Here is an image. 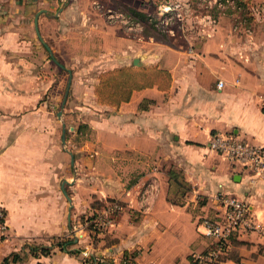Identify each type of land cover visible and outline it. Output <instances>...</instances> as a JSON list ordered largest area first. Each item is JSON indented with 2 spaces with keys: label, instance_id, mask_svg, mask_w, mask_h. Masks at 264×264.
<instances>
[{
  "label": "crops",
  "instance_id": "0c3cea01",
  "mask_svg": "<svg viewBox=\"0 0 264 264\" xmlns=\"http://www.w3.org/2000/svg\"><path fill=\"white\" fill-rule=\"evenodd\" d=\"M0 2V204L10 234L0 246V264L12 252L69 237L93 209L91 196L124 201L127 184L154 176L158 190L149 208L122 211L110 231L97 234L95 247L74 237L70 249L81 253L55 247L48 256L28 253L25 264H93L88 252L122 264L126 251L138 252L136 264H192L190 258L211 247L198 225L221 213L220 193L244 200L264 224V180L252 184L248 171L211 144L222 132L264 146V40L218 22L197 43L187 37L172 46L143 43L142 58L134 55V33L107 11L120 7L115 11L131 15L129 7L144 11L145 0ZM36 17L51 51L37 34ZM55 66L73 72L72 88L96 136L85 146L97 157L77 160L75 167L79 174H98L92 183L71 181V151L53 116ZM133 66L166 70L170 85L134 90L118 105L101 101V75ZM233 239L219 264H264V236Z\"/></svg>",
  "mask_w": 264,
  "mask_h": 264
},
{
  "label": "rangeland",
  "instance_id": "374dc122",
  "mask_svg": "<svg viewBox=\"0 0 264 264\" xmlns=\"http://www.w3.org/2000/svg\"><path fill=\"white\" fill-rule=\"evenodd\" d=\"M145 1V8H143L145 12L129 7V11L132 14L129 25L131 26V22H133V29L127 27L128 30L134 33L136 42L139 44L138 49L134 51V55H139L142 58H146V46L143 47V43H145V45L148 42V44L151 45L164 43L172 46L175 43H179L182 37H187L197 43L209 37V33L212 32V27L218 22L230 24L236 29V32H239L244 36L245 34L252 33L258 41L264 40V0H243L247 3L246 6L243 5V1L241 0ZM239 1L241 2L238 3ZM62 2L66 3V0H62ZM162 4L170 5L172 10L162 14V11L160 10V6ZM118 8L115 7V9L113 8L112 10H116ZM123 8H126L125 5H123ZM166 19L169 21L168 24L165 22ZM57 69L58 68L55 66V75L52 87V90H54V98H52L54 101L53 116L55 120L58 121L59 129L57 131L60 135L63 133L65 127L66 143L64 144V147L70 150L74 155V163H72L71 166L73 179L71 181L74 184V178L77 179L78 177H86L88 178V181L90 180L92 183L95 182L94 178L98 174L94 175V173H90V171H88V174H79V171L76 170V168H79V166L76 167V162L77 160H87L88 162L89 160L94 161L98 155L95 153L96 150H94L92 146H85V144H87V142H94L96 140V136L94 130L88 123L85 122L86 116L84 110L80 108L82 104L81 95L76 88H72L73 72L72 84L68 92L66 104L63 108L62 115L60 117L58 116V112L62 109V103L67 91L69 72L68 70L57 72ZM44 99H47V94L44 95ZM85 167L88 169L90 166L86 164ZM93 176L94 178H92ZM83 181L84 180H82V182ZM88 184H90V182H88ZM128 185L129 184H127L125 189L135 186V184H131L132 186L129 185L130 187ZM107 199H109V197L98 199L97 196V199H95L94 196H91L93 209L90 213L88 212L87 214H84V218L81 219L82 223L80 222V226L75 228L74 225L68 236L78 237L79 239H82L83 237L88 238V242L95 247L98 243L97 233L99 234L110 231V229L116 224L118 216L120 215V213L116 214L114 225L102 228L98 232L96 231L97 228L94 225L96 223V219L94 220L93 217L95 216V213L99 214L103 205L107 202ZM95 201H98L97 203H99L97 206L98 210L94 207ZM128 209L130 210L127 206L122 211ZM135 213L141 212L135 211ZM91 225L94 228H92ZM69 237H65V239ZM207 239L209 240V243H212V239ZM68 248L70 249L71 246ZM228 254L229 251L226 255H221L220 259L223 260ZM110 261L112 263V260Z\"/></svg>",
  "mask_w": 264,
  "mask_h": 264
},
{
  "label": "built area",
  "instance_id": "2783aa9c",
  "mask_svg": "<svg viewBox=\"0 0 264 264\" xmlns=\"http://www.w3.org/2000/svg\"><path fill=\"white\" fill-rule=\"evenodd\" d=\"M160 10L164 14L171 11L172 7L162 4ZM107 13L110 18L123 19L127 27L133 29V22H131V26L129 25L132 14L126 16L123 12L112 9H109ZM1 14H3V5L0 2ZM165 22L168 24V19ZM223 84L220 81L219 87H222ZM211 142L212 147L220 152L232 165L248 171L252 184H256L259 180H264V146L256 145L238 139L232 134L222 132L214 134ZM157 190L158 186L155 176L143 184H137L129 188L126 191V200L117 199L118 201L116 202H106L96 219L97 225L101 228L114 225L116 214L121 213L127 206L134 212L146 211L149 208L148 204L151 197L156 194ZM216 200L218 205L221 206V213L214 217L201 218L198 225L200 233L213 240L211 247L206 252L196 256L200 262L205 264L220 263V256L228 253L230 238L234 235L256 232L264 236V224L257 220L250 206L244 200L223 193L218 194ZM9 238L7 214L4 207L0 204V246L7 242ZM86 255L93 258L89 252ZM96 259L98 258L96 257Z\"/></svg>",
  "mask_w": 264,
  "mask_h": 264
},
{
  "label": "trees",
  "instance_id": "16d2710c",
  "mask_svg": "<svg viewBox=\"0 0 264 264\" xmlns=\"http://www.w3.org/2000/svg\"><path fill=\"white\" fill-rule=\"evenodd\" d=\"M243 1V0H241ZM239 1L238 3H240ZM243 5H247L243 1ZM62 71H64L62 69ZM171 76L170 74L163 69L158 68H136V67H121L115 68L114 70H109L104 72L100 77V84L97 87V94L101 101L111 103V104H120L122 101H128L131 97V94L134 90L143 89L146 87L159 86V87H168L170 85ZM118 201L115 198L107 199V202H116ZM95 201L94 207L97 209L99 203ZM121 203V202H120ZM123 204V203H122ZM103 205V204H102ZM106 203L103 205V207ZM102 207V206H101ZM98 210V209H97ZM96 210V211H97ZM98 212V211H97ZM119 214V213H118ZM99 214L95 213L93 219H97ZM97 217V218H96ZM96 222V220H95ZM97 228V232L102 228L99 227L96 223L94 224ZM92 227V225H91ZM94 228V227H92ZM98 234V233H97ZM232 236L230 239L234 240ZM63 238V239H62ZM50 245H33L29 246V252H12L10 255L3 259L2 264H25V260L28 257V253L34 257H40L41 255L48 256L52 254L55 247L59 248L62 251H66L71 254L81 253V249L71 250L68 247L75 244L74 237H54ZM138 252H125L122 264H136V256ZM93 262V264H112L111 261L106 259L98 258L97 261H94L93 258H88ZM192 264H205L200 262L197 258H190ZM41 264V263H39ZM219 264V263H216Z\"/></svg>",
  "mask_w": 264,
  "mask_h": 264
},
{
  "label": "water",
  "instance_id": "95a60500",
  "mask_svg": "<svg viewBox=\"0 0 264 264\" xmlns=\"http://www.w3.org/2000/svg\"><path fill=\"white\" fill-rule=\"evenodd\" d=\"M63 9H64V7L61 8V10H63ZM35 26H36V31H37V34H38L40 40L44 43V45L47 47V49L49 51H51L50 46L44 41V39L42 38V36L40 34V31H39V28H38V17H36V19H35ZM55 61H57V60H55ZM134 64L135 65H142V62L140 61L139 58H135ZM67 70L69 72V81H68V85H67V91H66V94H65V98H64L63 103H62V109L58 112V116L59 117L62 115L63 108H64V106L66 104V100H67V97H68V92H69L71 84H72V71L70 69H67ZM63 143H66L65 127H64V131H63ZM71 156H72V163H73L74 162V155H73L72 152H71ZM89 254L91 255V257H93V259L95 261L97 260L95 255L92 252H89Z\"/></svg>",
  "mask_w": 264,
  "mask_h": 264
}]
</instances>
